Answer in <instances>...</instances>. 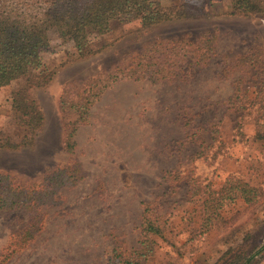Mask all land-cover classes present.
I'll return each mask as SVG.
<instances>
[{
  "label": "rangeland",
  "instance_id": "rangeland-1",
  "mask_svg": "<svg viewBox=\"0 0 264 264\" xmlns=\"http://www.w3.org/2000/svg\"><path fill=\"white\" fill-rule=\"evenodd\" d=\"M162 2L182 3L189 15L146 29L134 16L138 12L113 17L101 39L107 45L86 57L51 35L42 52L46 81L35 77L37 71L29 75V92L43 117L33 133L16 122L11 108V95L25 79L0 87V136L33 134L27 146L0 150V170L40 183L49 171L75 161L83 175L39 207L41 229L25 244L19 234L33 213L0 211V264H122L110 259L112 249L125 255L139 247L142 202L162 216V234L147 264H241L264 245V140L254 139L248 120L237 135L239 113L223 103L237 81L248 86L261 77L237 61L255 50L264 56V9L243 16L230 14V0ZM203 33L214 35L206 59L181 63L172 81L119 80L89 108L88 122L73 136V152L65 149L63 126L76 112L60 108L64 89L75 97L87 79L121 60L130 63L145 43L182 36L194 41ZM213 122L219 127L214 144L208 129ZM215 146L221 147L213 155ZM171 169L175 177H164ZM227 178L255 188L258 197H222L218 191ZM254 259L264 264V257Z\"/></svg>",
  "mask_w": 264,
  "mask_h": 264
},
{
  "label": "trees",
  "instance_id": "trees-1",
  "mask_svg": "<svg viewBox=\"0 0 264 264\" xmlns=\"http://www.w3.org/2000/svg\"><path fill=\"white\" fill-rule=\"evenodd\" d=\"M230 3L231 15L247 16L264 9L261 0H230ZM134 4H139V7L134 9ZM135 12H138L134 16H138L143 29L189 15L184 4H165L162 0H0V87L19 78L27 82L11 95V108L16 122L31 133L41 127L43 117L35 99L30 95L32 80L29 75L32 71H37L34 75L36 78L45 74L47 68L42 52L49 46L52 34L71 42L78 57H86L107 45L101 39L110 33L113 17ZM203 35H206L205 40H202ZM213 38L211 33H203L194 41H187L186 36H182L166 42L145 43L130 63L121 60L110 72L87 79L73 95L75 97L64 89L59 100L60 108L66 107L76 112V118L65 122L63 126L65 149L73 152V136L77 127L88 122L89 108L105 89L123 79L172 81L182 70L181 63L188 61V64H200L213 52ZM98 42L100 47L95 46ZM237 63L251 69L257 68L261 77L257 83L248 86H243L242 80L237 81L233 92L223 103L239 113L234 126L237 135H243L241 121L248 120L254 126V139L264 140L263 53L255 50L238 58ZM46 76H43L41 82L46 81ZM217 123H210L208 128L212 144L218 138ZM30 135L33 134L16 138L0 136V150H17L27 146L32 142ZM220 147L215 146L213 155ZM174 172L173 169L165 170L164 177H175ZM82 177L75 161L49 171L40 183L21 181L0 170V211L22 208L33 213L32 221L19 234L22 244L41 229L42 214L38 212L39 207L53 203L60 187L74 185ZM229 179L226 180L229 185H223V189L218 191L222 197L231 201L237 197L254 201L258 197L255 188L247 186L245 182L230 183ZM161 218V214L154 210L150 202H142L139 247L125 255L119 247H113L110 259L122 264H147L155 251V237L162 234ZM256 255L264 257V245L247 256L241 264H256Z\"/></svg>",
  "mask_w": 264,
  "mask_h": 264
}]
</instances>
